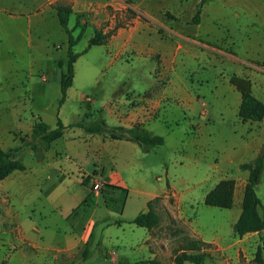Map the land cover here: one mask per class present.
<instances>
[{
  "label": "crops",
  "instance_id": "0c3cea01",
  "mask_svg": "<svg viewBox=\"0 0 264 264\" xmlns=\"http://www.w3.org/2000/svg\"><path fill=\"white\" fill-rule=\"evenodd\" d=\"M50 1L42 0L34 10ZM191 1L190 9H187L194 13L185 20L177 16L176 19H163L160 11L165 8L160 0H154L152 4L134 0L128 5L135 12L134 18H123L121 11H118L119 17L110 15L107 18L104 14L106 20L102 32L105 39L100 45L76 53L79 55L73 64L72 85L66 92L67 96L76 85L81 90L86 88L94 92L96 99L87 102H100L108 124L127 128L141 125L152 135H157L153 128L156 122L171 129L178 127L181 120L186 121L191 145L197 148L184 166L180 163L187 176L180 174V169L174 166L172 161H176V154L165 152L164 158L158 156L162 153H159V147L164 143L145 153L134 142L86 133L81 128L70 127L72 122L60 119L65 127L62 136L48 151L42 149L44 156L32 166L31 170L35 172L30 171V176H37L38 168H50L40 176L38 188L44 199L32 221L36 225L32 227L34 234L46 241L38 245L39 254L71 255L81 264H174L169 233L159 237L157 230L138 227L133 219L148 210V203L160 197L171 218L184 219L186 224L193 217L198 220L200 215L214 212L212 209L217 208L206 206L203 199L224 179L222 174L226 167L223 164H240L250 152H255L251 159L260 152L264 144V117L258 122H244L238 117L240 93L230 83V78L248 80L252 95L264 102V69L247 65L251 70L242 77L238 74L239 67L225 62L217 49H208L207 43L224 40L226 16L233 18L236 25L233 32L242 33L247 42L255 41L251 36L264 38V0H226L217 6H209L203 0ZM101 2L71 0V15L76 19L85 12L101 13ZM28 4L25 0L0 1V17H6L9 25L23 18L29 24V16L34 11L33 7L28 8L33 6L32 3ZM198 8L199 21L193 23ZM68 29L74 30V27ZM7 35L0 34V39ZM94 47L98 50L90 54ZM87 55L90 58L79 65L82 57ZM59 60L64 64L63 60L57 59L55 72ZM225 69L232 74L223 77ZM209 74L217 81L212 86ZM126 78H130L131 83L127 90H122L120 86L126 84ZM207 95L208 99H205ZM136 98L140 102H133ZM91 113L88 109L82 116ZM224 131L232 143L216 152L214 140ZM210 143L216 152L218 163L213 166L219 175L210 177L205 173L196 179L202 167V154L205 147L210 148ZM51 150L54 151L52 158L47 156ZM178 173L179 178H176ZM209 179L213 182L211 187L204 186L202 191ZM29 181L32 184L34 180L31 177ZM93 183H98L100 189L92 190ZM260 184L261 180L257 186ZM242 192L243 189L238 199V211L228 225L230 237L226 236L224 225L218 222L211 230L199 231L201 241L216 245L217 250L222 251V257L226 252L230 255L231 251L228 257H232L233 263L238 261L237 252L248 248L245 238L258 236L249 233L238 237L232 232L240 214ZM168 197L174 199L173 204L169 203ZM260 203L259 213L264 215L261 199ZM93 235L105 236L100 252L90 245ZM261 236L264 240V230ZM85 244L89 255L82 260L78 255ZM257 245L254 243V248Z\"/></svg>",
  "mask_w": 264,
  "mask_h": 264
},
{
  "label": "rangeland",
  "instance_id": "374dc122",
  "mask_svg": "<svg viewBox=\"0 0 264 264\" xmlns=\"http://www.w3.org/2000/svg\"><path fill=\"white\" fill-rule=\"evenodd\" d=\"M0 1L7 3L10 0ZM41 1L25 0L27 4L31 2L33 5L28 7H33L34 11L29 16V24L23 18L17 19L9 25L6 17H0V34H8L6 38L3 36L0 39V148L9 152L12 157L19 159L24 165L23 170L15 171L0 180V264H81L73 259L71 255L61 254L53 257L51 252L41 253V255L37 251L38 245L44 243L45 240L34 234L32 227H36V225L32 224V221L44 199L38 188L40 176L50 168L42 166L38 168L37 176L33 174L30 176V171L35 172V170H31L32 166H35L44 156L42 145L31 136V127L35 120L41 119L52 129L56 126L57 119H63L71 123L76 119L85 117L82 115L88 109L93 112L86 119L88 123L108 119L99 101L95 104L87 102L92 100L95 102L94 92L86 88L81 90L77 85L67 93L64 103L59 104L60 95L57 80L59 70L56 69V72L54 70L56 67L55 61L57 59L63 60L62 70L65 71L68 46L67 35L59 25L55 8L56 6H65L71 9V0H51L50 3L41 8L43 11L41 9L34 10V7ZM133 1L102 0L101 10L103 11L101 13L99 11L96 14L85 12L77 15L76 19L71 15L67 27L73 28L75 22L79 25L74 27V30L72 29V36L75 37L80 32L81 27H84L83 35L74 46L73 52L81 53L87 46L89 38L95 32L104 35L102 29L106 15L107 18L110 15L119 17L120 13L118 11H121L123 18H134L136 16L135 12L128 7V5L133 4ZM203 1H206L209 6H217L226 0ZM146 2L152 4L154 0H146ZM160 2H163L161 6L165 8L160 13L162 18L166 20L176 19V16L178 19L185 20L194 13L193 11L191 14L188 10L192 4L191 0H160ZM187 7L189 8L187 9ZM104 14L106 15L104 16ZM92 15H95V18ZM232 19V17L226 16L224 21L226 26L224 40L220 43L209 42L207 43L209 47H207L209 50L214 49L213 51L217 49L223 60L228 61L231 66L234 65V68L239 67L240 72L238 74L245 77L247 71L251 70L247 65L264 69V38L260 35L251 36V40L254 39L255 41L247 42L242 33L233 32L236 25ZM114 20L117 21L118 19L114 18ZM94 48L90 54L98 50L97 47ZM89 58L90 55L82 57L79 65ZM229 74H232V72L225 69L223 77ZM209 76L211 79L210 86H212L217 81L211 74ZM125 83V85L120 86L122 90L128 89L131 83L130 78H126ZM103 84L100 86H103ZM205 99H208V95ZM89 105L90 108H88ZM105 123L109 126H117L116 124H108L106 121ZM178 125L176 128L173 126L171 129H167L161 122H156L153 124V128L155 133L164 139V144L159 147L161 148L159 153H162L158 156L164 158L165 152L176 154V161L172 162L177 169H180V174L187 176V173L183 172L184 167H180V163L184 166L187 158L197 148L191 145L189 124L181 120ZM218 135L217 139L214 140L215 146H217L216 152L221 147L228 148L232 143L231 137L226 131ZM199 140L202 141V139ZM55 141L48 144L47 151ZM32 146H34L35 152L32 151ZM209 146L208 149L205 147L204 154H202V167L197 172L196 179L205 173H208L210 177L219 175L213 166L218 163L215 158L216 152L213 150L214 147H211V143ZM53 152L51 150L49 154L47 153V156L52 158ZM254 153V151L250 152L245 158H242V163L250 160L255 155ZM164 163L169 165L167 162ZM224 164L223 166L226 169H224L225 172L222 176L224 179H232L235 183L234 201L230 209L215 207L217 209H212L215 210L214 212L200 215L198 220L193 217L188 220L189 224H186L184 219L171 218L162 204V197L153 200L151 208L157 215V222L152 228L159 232V237H164L163 233H169L173 262L174 258L181 252L196 254L197 252L192 248L197 247L198 252L204 254L202 264H221L222 260H224V264H257L254 261V254L257 246L264 244L261 234L257 233L258 236H247L245 238L248 248L246 247L244 251L239 250L237 252L236 259L238 261L235 263L232 262V257H228L232 254L231 251H229L230 255H227L226 252V256L222 257V251H218L216 245L202 242L200 239L199 231L211 230L216 222L224 225V232L226 236L228 234V237H230L228 225L232 221L233 215L238 211V199L244 187L247 173L239 170L240 164L231 166H227L228 162ZM262 176L261 184L256 187V194L264 203V175ZM31 177L34 180L32 184L29 181ZM176 178H179V173L176 174ZM37 179L38 183H36ZM212 183V180L209 179V182L203 185L202 191L205 187H211ZM168 200L170 204H173L174 199L168 197ZM165 221L166 223H164ZM104 237V235H93L90 245L100 252ZM253 242L258 243L255 248Z\"/></svg>",
  "mask_w": 264,
  "mask_h": 264
},
{
  "label": "trees",
  "instance_id": "16d2710c",
  "mask_svg": "<svg viewBox=\"0 0 264 264\" xmlns=\"http://www.w3.org/2000/svg\"><path fill=\"white\" fill-rule=\"evenodd\" d=\"M56 15L59 25L67 35L68 56L66 62L65 71L62 70L63 62L57 61V69L59 70V104H63L66 99V92L72 85L74 77L73 64L76 61L79 54L73 53L72 47L81 39L83 35L84 27H81L80 32L73 37L72 30L68 29L67 24L69 17L72 13L71 9L65 6H56ZM199 21V8L197 9L192 22L197 23ZM79 26L75 22V26ZM105 39V36L100 32H95L94 35L88 40L87 46L84 52L92 46L100 45ZM230 83L235 86L240 93V103L238 106L237 115L242 121H261L264 117V102L256 99L251 91L248 80L231 77ZM90 115L78 119L72 122L70 127H77L83 129L86 133L101 134L107 136L110 139L127 140L136 143L140 149L147 153L151 148L161 146L164 140L161 136L152 135L141 125H134L131 127L122 126H109L104 120L98 122L88 123L86 119ZM64 126L60 119H57L56 126L50 128L41 119L35 120L31 127V136L42 145V148H47L48 144L52 141L59 139L64 130ZM34 151V146L31 147ZM24 169L23 163L11 156L7 151L0 148V180L6 178L15 171H21ZM239 170L246 172V182L243 187L242 199L240 204V214L236 222L232 226V232L242 237L249 233H258L264 230V215L259 213L260 199L256 194V187L260 183L262 175L264 173V144L260 152L250 161L244 162L239 165ZM234 189L235 183L232 179L220 180L211 190H209L203 203L206 206L217 207L220 209H230L233 206L234 201ZM152 202L148 203V210L146 212L138 214L133 223L138 227H144L147 229L152 228L157 222V215L151 208ZM196 251V254H187L181 252L174 258L175 264H202L204 254L199 253L197 247L192 248ZM89 255V249L87 244L80 250L78 257L82 260L86 259ZM254 261L257 264H264V244L257 246L254 254Z\"/></svg>",
  "mask_w": 264,
  "mask_h": 264
},
{
  "label": "built area",
  "instance_id": "2783aa9c",
  "mask_svg": "<svg viewBox=\"0 0 264 264\" xmlns=\"http://www.w3.org/2000/svg\"><path fill=\"white\" fill-rule=\"evenodd\" d=\"M133 102L138 103V102H140V99H138V98L133 99ZM92 189L93 190H98V189H100V185L98 183H93L92 184Z\"/></svg>",
  "mask_w": 264,
  "mask_h": 264
}]
</instances>
